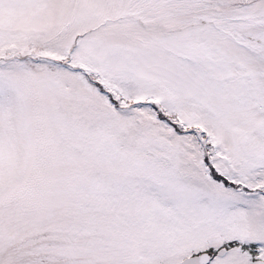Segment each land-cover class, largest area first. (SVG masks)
Here are the masks:
<instances>
[{"label":"snow or ice","instance_id":"obj_1","mask_svg":"<svg viewBox=\"0 0 264 264\" xmlns=\"http://www.w3.org/2000/svg\"><path fill=\"white\" fill-rule=\"evenodd\" d=\"M0 264H264V0H0Z\"/></svg>","mask_w":264,"mask_h":264}]
</instances>
